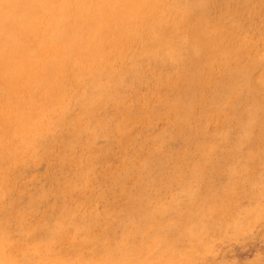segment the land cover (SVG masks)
Segmentation results:
<instances>
[{"label":"bare ground","instance_id":"1","mask_svg":"<svg viewBox=\"0 0 264 264\" xmlns=\"http://www.w3.org/2000/svg\"><path fill=\"white\" fill-rule=\"evenodd\" d=\"M157 32L165 33L158 37ZM183 35L187 41L182 39ZM50 42L59 44L60 48L56 46L49 52L50 59H46L45 64L39 56L48 51L47 47H51ZM233 51L236 55H232ZM36 60L41 63V66L34 69ZM195 61L198 66L195 65L193 70L194 66L191 63L195 64ZM61 63L63 66L59 67L58 64L61 65ZM200 65L205 67L197 71ZM211 66H215V69ZM254 71L258 74L256 75ZM19 79L25 83L31 82L32 85L27 93L20 94L7 88V86L13 87L18 84ZM142 80L146 81V84L142 83ZM72 83H75V87L67 89ZM84 84L88 88H83ZM0 90L17 109L10 113L3 108L0 112V196L11 195L5 179L15 178L11 171L17 166L22 168L28 156L37 153L41 156L46 154L50 157L65 158V154L67 157L73 151L60 148L73 141L72 138L82 145L85 144L87 149L91 150L89 142L95 139V136L87 135L89 141H86L84 135L90 134L88 132L94 128L96 120H100L101 128L104 125L103 137L106 142L109 139L112 142L115 138L114 135H110L111 130L109 129L111 125L116 124L115 120L118 119L116 116L119 112L116 115L109 114L111 108L114 111L118 109L119 104L128 100L138 101L142 95H144L146 104L153 105L149 95L153 94L156 98L155 103L170 107L168 111L172 113V119L176 123L168 129L172 130L171 134L167 131L168 134L161 135V140L168 138L171 142H176L178 138L180 147L185 144L187 146L194 144L197 138H200L210 128L206 119L210 114H216V116L219 115L218 119L221 124L228 123L234 127V129L230 127V131L234 132L230 140L227 135L224 137L221 134L224 137H222L223 141L228 143L233 140L231 149L229 148L233 155L236 153L238 156L243 155L244 158L250 157L246 150L243 154L242 149L246 146H251L254 151H264V0H0ZM202 90L208 94L203 95ZM82 92H85L87 96H82L84 94ZM90 93L92 96L88 95ZM190 98L195 99L196 103L193 107ZM107 100H111V105L107 104ZM66 105L78 109L76 113L80 117L74 119L72 127H67L68 133L60 128L52 130L53 127H58L61 120L54 113L59 112L63 115L62 112H65ZM205 105L209 107V110L205 108ZM94 107H98L99 117H94L96 110ZM25 110L35 115L34 118H39V121L34 119L33 125L41 126L40 133V130L34 135L26 133L29 126L27 118L30 114H26ZM239 115H245L246 120L240 122L237 118ZM182 117L183 120L179 119ZM228 117H231V120ZM129 121L130 129L127 133L122 132L121 137H126V134L129 135L130 132L136 130L134 117H131ZM218 129L213 126L209 129L210 139L217 137ZM186 135L192 139H187ZM219 139L220 136L216 138V141L219 142ZM109 143H107L108 146ZM125 144L127 147L130 146L127 142ZM162 146L167 148L162 142L160 147L153 149L154 153L160 151L161 154L156 153L158 154L156 159L154 158L153 161L150 158V160L158 165V161L162 160L159 167L165 169L162 181L167 184L172 176L174 177L175 174L178 176L184 171L179 172L180 168L177 172L175 171L174 160L168 163L169 166L166 168V160L179 150L175 151L170 148V151H165L161 148ZM121 152L124 151L121 149ZM198 153L200 152H194V154ZM131 155L133 159V154ZM80 156L79 154L77 159ZM146 159H141L143 166ZM187 160L191 161L190 167L193 171L201 166L189 157ZM201 160L206 159L204 157ZM58 164L61 165L62 161L60 160ZM135 174L133 175L136 176ZM155 175L150 178L140 176L143 179L138 176L139 179L136 182L140 187L138 189L133 187L135 195L126 199L130 203L126 206L130 210L122 219V223L111 222L102 214L101 220L107 223V233L110 234L112 241L114 239L117 241L120 235L119 239L124 238L129 241L124 244L126 253H117L110 258L114 247L110 241L108 243L88 241L89 239L84 238L77 239L79 241L74 244L75 239L69 238L67 246L69 248L64 251L76 255H71L74 256L72 260L63 263L64 258L61 254L52 251L51 254L46 253L43 256L44 262L46 264H147L145 260H152V264H155L158 260L156 258L169 256L171 242L167 240L171 238V233H166V231L172 223L164 216L167 212L165 206L154 204L157 198L160 200L163 196L161 195L163 182ZM133 184L136 186L135 183ZM216 184L214 183L209 192L215 193L208 195L214 201L221 194L216 193V188H218ZM182 185L188 190V182ZM256 193L252 194L253 199ZM75 201L76 204L73 206L80 210H84L86 208L84 205L88 203L83 199L82 202L81 200L80 202ZM146 210L148 213L144 214ZM204 210L207 209L204 208ZM86 211L81 210L73 214L63 211L54 221L66 223L67 226L73 228L74 233L86 235L85 222L90 223L88 218L90 215L88 216L89 213ZM98 213L99 211H96V214ZM49 216L52 215L49 214ZM183 217L181 216V219ZM158 219L162 221L159 222ZM131 221L135 223L130 225ZM112 224L119 226L113 227ZM126 224L129 226L128 229L125 227ZM22 228L24 230V227ZM158 228H162L163 233L159 236L155 234L159 238H154L150 232L154 233ZM67 237L63 235L57 242L58 246ZM57 238V234L51 235V239L55 240V243L52 242V250L56 246ZM14 247L16 248L15 244L9 245L8 248L5 247L7 251H3L4 249L0 247V264H5V257L10 252H14ZM85 247L81 256V250ZM40 248L42 252H45V247ZM67 255L69 254H63L64 257ZM32 261L34 262L33 259Z\"/></svg>","mask_w":264,"mask_h":264},{"label":"rangeland","instance_id":"2","mask_svg":"<svg viewBox=\"0 0 264 264\" xmlns=\"http://www.w3.org/2000/svg\"><path fill=\"white\" fill-rule=\"evenodd\" d=\"M75 33L78 34L77 31H75ZM163 33L165 32H161V33L157 32V36L161 37ZM177 33L179 34L180 32ZM184 36L185 35H183L182 39L185 38ZM184 41L187 40L184 39ZM56 46L60 48L59 44H53V43L51 44V47H47L48 51L44 52L39 56L40 60L42 62L44 60L46 64V59L47 60L50 59L49 52L51 50H54V47ZM232 55H236V52L233 51ZM77 58L78 55L76 56V59ZM128 60L132 61L130 59ZM196 62L197 61H195V64L194 62L191 63V65L194 66L193 70L195 69L196 66H198ZM59 64H58L59 67L63 66L62 63L61 65ZM37 66H41V63H39L36 60L34 69ZM204 67L205 66L200 65L197 71L203 70L202 68ZM211 67L214 68L215 66H211ZM255 74L257 75L258 72L256 71ZM256 78L258 79L257 76ZM142 83L146 84V81L142 80ZM31 85H32L31 82L25 83L19 79L18 84L13 85L14 88L11 86H7V88L13 90L14 92L24 94L28 92V89L30 88ZM16 86L18 87L17 89ZM60 87L62 88V86ZM71 87H75V83L70 84L67 89H72ZM83 88H88V87L86 86V84H84ZM64 93L66 94L67 92L65 91ZM202 93L203 95L208 94V92L204 90H202ZM82 94H81L82 96L84 95L87 96L85 92H82ZM88 95L92 96V93ZM149 95H150L151 103L154 106L146 104L144 102L145 101L144 95H142L138 101L128 100L122 104H119L118 105L119 107L117 106L118 109H116L117 111L116 110L113 111V108H111V112H109V114L116 115L119 112L118 115L116 116V118L118 119L115 120L116 123L115 125H120L118 126L119 128L115 125L114 126L111 125L109 129V131L111 130L110 135L111 136L114 135L113 137L115 138L112 141L113 144L110 141V139L106 142L105 138L103 137L104 125L101 128L102 124L99 123L100 120H96L97 123L95 121L94 122L99 127L95 125L96 126V127L94 126L95 129L93 128L92 130H90V132H88L90 134L84 135V137L86 136L85 137L86 141H89L88 136H95V139H91L89 142L92 147L91 150L87 149L88 147H86L85 144L82 145L80 142L72 138L73 141H70L69 143L62 145L60 148L61 150L65 149L66 151H73L67 157L66 154H65V158L64 157L55 158L54 156L50 157L46 154L41 156L35 153L28 156L27 160L25 159L26 163L22 166V168L17 166L14 168V170L11 171V173L15 175V178H13L12 180L5 179V184L7 188L9 187L11 191V195L4 194L0 196V216H1L0 217V243H1L0 247L4 249L5 247L8 248L9 245L15 244L16 248L14 247L15 248V250H13L14 252H10L9 255L5 257V262H4L5 264H25V262L26 264H46L43 260V256L46 253L51 254L52 251L61 254V257L64 258L63 263L69 262L70 260H72L74 256H76L75 254L67 253L64 251V249L69 248L67 247L69 243L68 242L69 238L72 240L75 239L74 244L76 243V241H79L80 239H84V238L89 239L88 241L94 240L97 242H106V243L110 241L111 244L114 245V247L112 248V252L110 254V258L117 253H121V254L126 253L125 250L126 247L124 246V244H126L129 241H126L124 238L119 239L121 235L118 237L117 241L115 239L112 241L110 234L107 233L108 232V230L106 229L107 223H104L101 220V217L102 214H104L105 217L109 218V221L111 222L117 221V223L118 222L122 223V219L126 217V214L130 210L126 206L130 204L128 201H126V199L134 196L135 195L134 189L135 188L138 189L140 187L136 182L138 181L139 178H141L140 176H142L143 178H150V177H154V175L156 174L155 177H159L160 181L163 182L162 181L164 177L163 170L165 169L161 168V166L159 167V165L162 164V160L158 161L159 165L158 163L156 164L153 163L154 158L156 159L157 155L161 154L160 151H159L160 153L156 152L158 154L154 153L153 149L154 148L157 149L158 147H160L162 142L163 145L164 146L166 145L167 147V148H164L163 146L161 147L165 151H170V148H172L175 151L179 150V152H175L171 154V157L166 160L165 162L166 168L169 166L172 160H174L176 166L175 171L177 172L178 168H180L181 170L179 172L181 171L184 172L178 174V176L176 174L174 175V177L172 176L170 178L171 181L169 183L167 182V184L169 185H167L164 181L162 186L163 189L161 190L162 191L161 195H163L160 198L161 201L159 200V198H157V200L154 202V204L156 205L165 206L166 211L168 213L166 212L164 216H166L165 218L170 220V222L172 223L171 227H168L169 231L168 230L166 231V233L168 232L171 233V238H172V239L169 238V240H167L169 243L171 242L170 254L169 256H162L163 258L162 257L156 258L158 260L157 263L155 264H264V154H263L264 151H254L251 148V146H246L242 149L243 154H245V150H246V152L250 154L251 158L250 157L244 158L243 155L241 156L240 154L238 156V154L236 153H234L233 155V152L230 151L233 140L227 143L226 141H223L222 137L223 135L224 137L227 135L228 140H230L234 134V132L232 133V131L230 130L234 129V127L230 126V124L228 123L221 124V122L218 119L219 115L216 116V114H212V115L210 114L209 118L206 119V122L210 128L212 126L219 128L218 130L220 132L218 131L216 134L217 137L220 136L219 142L216 141L217 137L213 140L210 139V133H209L210 128L206 133L202 134L200 138H197L196 143L189 144L188 146L186 144L182 147L178 146V142H179L178 138L176 139V142L174 141L171 142L168 138L161 140L160 138L163 135L168 134V132L171 134L172 130H168V129L171 125H174L176 122H174L172 119L171 116L172 113L168 111L170 107L161 106V104L155 103L156 98L154 97V95L153 94H149ZM183 98H187V97L183 96ZM190 99L188 100L190 101ZM191 100L192 101L190 102H192V107H193L196 102L194 98ZM108 103L109 105H111L110 104L111 100H107V104ZM12 105H13L12 102L7 100L4 96L3 91L0 90V112L2 111L3 108L10 113H12V111L17 110L16 107H13ZM205 108L209 110V107L206 105ZM94 109H96L94 111V117L95 118L99 117L100 114L98 112L99 111L98 107H94ZM77 110L76 108L74 109L66 105L65 112L68 114L66 115L65 112H62V114L66 116L61 115L59 112H55L54 115L59 116L61 120L58 123L59 124L58 127H53L52 130L56 128H60L63 132L68 133L67 127H72L73 126L72 124L75 122L74 119L80 117L77 116L78 115V113H76ZM202 110L204 112V109ZM25 113L28 115L30 114L26 110ZM33 116L35 117V115L30 114L27 118V124H29V126L26 130V133L29 135H34L39 130H40L39 133L41 132V126L35 127L33 125L34 119H37L39 121V118H34ZM131 117H134L135 125H137L136 130H134L132 133L130 132L129 135L126 134V137H121L120 134L122 132L127 133L129 131L130 129L129 119ZM212 117L214 118V120ZM231 117H228V119L231 120ZM237 118H239V121L242 122L246 120L247 117L245 115L243 116L239 115ZM179 119L183 120V117ZM68 123L70 125H66ZM150 125H152V127ZM221 125L222 127H220ZM140 135L141 137L143 136L145 140L143 139V137L141 138ZM127 136L129 138H127ZM185 137H187V139L190 140L192 139L187 135ZM121 139H123V141ZM136 140L137 143H135ZM128 141L130 142L132 141L131 143L133 145ZM125 142H127L130 146L127 147ZM107 143H109V146ZM118 143H119V147H118ZM120 145L122 146L120 147ZM69 148L71 150H68ZM121 149L124 152H121ZM250 149H252V151ZM107 150L109 152H107ZM195 151L200 153L194 154ZM181 152L183 154L180 155ZM77 154L81 155L79 159H77L78 156ZM131 154H133V159ZM137 154L139 157L137 156ZM147 154L148 155L150 154L149 155L150 157ZM134 155L136 156L134 157ZM206 156H208V158H206ZM130 157L131 159H129ZM188 157L192 161H197L196 163L201 164V166L197 168L195 171H193L192 168L190 167L191 161L187 160ZM204 157L206 160H201ZM143 158L144 159L147 158L145 160L144 166L141 162V159ZM150 158L153 161L150 160ZM135 159H137L136 161L138 160L139 161L136 162ZM179 159H181L182 161H180ZM60 160L62 161L61 165L58 164ZM147 161L149 162L146 163ZM130 162H132L134 165H132V163ZM129 167L131 170L129 169ZM138 171L140 172L138 173ZM185 172H189V173H185ZM127 174L130 175L128 176ZM133 174H135L137 177L134 176ZM220 179L222 181H220ZM187 182H188V190L187 188H184L182 185V183L186 185ZM133 183L135 184L137 183L136 186ZM214 183L218 184V185L216 184L218 187L216 188L217 190L216 193L219 194L221 193L216 201L211 200L210 197L208 196L211 194L213 195L215 193V192L209 193L211 192ZM133 187L135 188L133 189ZM163 190L165 192H163ZM255 192L257 193L255 194L256 195L255 199H253L252 194H254ZM120 193L121 194L123 193V195H121ZM240 193L243 194L241 195ZM154 195L157 196L156 193H154ZM116 197L118 198L116 199ZM82 199L88 202L84 205V208L86 207L85 209L88 211H86L85 209L84 210L81 209V210L89 213L88 216L90 215L88 217L90 219V223L88 221L85 222L86 235H84V233H79V234L74 233L73 228L67 226L66 223H58L54 221L55 219H57L58 216H60V213L61 214L63 213V211H67L66 213L69 214H73L74 212L76 213L81 211L80 209H76L73 205L76 204L75 200H79V202L81 200L82 202ZM204 208H206L207 210L205 211ZM48 211L50 213H48ZM96 211H99V213L96 214ZM27 212L30 214V216ZM146 213H148L147 210L144 212V214ZM37 214L39 215V217H37L38 216ZM49 214L52 216H49ZM168 214L169 216H167ZM181 216H184L183 219H181ZM158 221L160 222L162 221V219H158ZM34 223L38 225L36 224L34 225ZM134 223L133 221L129 222L130 225ZM112 225L113 227L119 226L117 224H112ZM22 227H24V230ZM61 227H63V230H61ZM125 227L126 228L129 227L128 224H126ZM170 228L172 231L170 230ZM52 229H54L53 232ZM158 229L154 233L153 231L150 232L154 236V238H156L159 235H162L163 233L161 230L162 228H158ZM52 234L58 235V238L56 240V246L53 248V250L51 246H52V242L55 243V240L51 239ZM63 235L68 236L66 238L67 240L65 239L64 241L60 242L58 246L57 242L59 239L63 237ZM95 237L98 240L97 239L95 240ZM40 247L42 248L45 247V252H42ZM86 247L81 250L82 251L81 256L85 251ZM180 249H182V251H180ZM3 251H7V250L4 249ZM63 254H69L70 257L69 255L64 257ZM75 258L79 259L77 257ZM32 259L34 260V262L32 261ZM151 261L152 260H145L147 264H152Z\"/></svg>","mask_w":264,"mask_h":264}]
</instances>
